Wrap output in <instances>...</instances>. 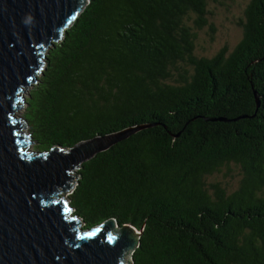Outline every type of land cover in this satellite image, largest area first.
I'll list each match as a JSON object with an SVG mask.
<instances>
[{
    "label": "trees",
    "instance_id": "1",
    "mask_svg": "<svg viewBox=\"0 0 264 264\" xmlns=\"http://www.w3.org/2000/svg\"><path fill=\"white\" fill-rule=\"evenodd\" d=\"M208 4L87 0L25 98L34 152L138 129L81 165L68 201L83 230L142 231L134 264H264V0L212 58L195 55ZM232 164L236 190L208 183Z\"/></svg>",
    "mask_w": 264,
    "mask_h": 264
},
{
    "label": "water",
    "instance_id": "2",
    "mask_svg": "<svg viewBox=\"0 0 264 264\" xmlns=\"http://www.w3.org/2000/svg\"><path fill=\"white\" fill-rule=\"evenodd\" d=\"M86 2L0 0V264H130V254L134 264L142 231L115 220L81 230L61 201L83 163L138 129L34 152L18 123L23 93L37 82L47 49Z\"/></svg>",
    "mask_w": 264,
    "mask_h": 264
},
{
    "label": "rangeland",
    "instance_id": "3",
    "mask_svg": "<svg viewBox=\"0 0 264 264\" xmlns=\"http://www.w3.org/2000/svg\"><path fill=\"white\" fill-rule=\"evenodd\" d=\"M250 1L251 0H209L207 25L202 28L195 27L194 29V32L196 33L195 55L197 57L212 58L223 49H226L228 52H232L236 48L243 38V28L241 24L244 21L245 10ZM42 69H44V65L42 66L41 70ZM40 76L41 73H39L37 80L40 78ZM36 84V82L33 83L27 92L23 93L24 98L28 97V93L34 88ZM22 104L23 108L17 111V116L19 119H23L22 116L26 108V104L24 102H22ZM22 124L25 126L23 134L29 136V128L26 122L22 121ZM32 147V145L29 147L30 151L33 150ZM75 176L77 177L76 174ZM240 179V169L232 164L230 167L225 168L223 172L215 174L214 176H210L208 178V183H219L222 187L228 189V191L231 192L238 188ZM76 183L77 179L75 180L74 186L71 188V190L65 194L63 201L68 203L69 196L72 194ZM70 216L71 218H76L81 223V226L78 228L83 230L84 224L82 220L74 216L73 211ZM114 227L116 230H121L117 229L116 226ZM135 234L137 235V233ZM131 257L132 254H130V264H132Z\"/></svg>",
    "mask_w": 264,
    "mask_h": 264
}]
</instances>
